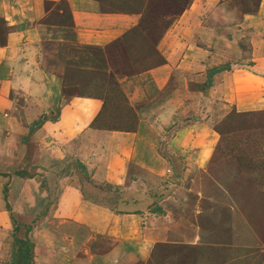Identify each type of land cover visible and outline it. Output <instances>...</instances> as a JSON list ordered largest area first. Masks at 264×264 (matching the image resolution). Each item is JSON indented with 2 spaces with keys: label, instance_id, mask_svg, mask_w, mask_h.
Here are the masks:
<instances>
[{
  "label": "crops",
  "instance_id": "0c3cea01",
  "mask_svg": "<svg viewBox=\"0 0 264 264\" xmlns=\"http://www.w3.org/2000/svg\"><path fill=\"white\" fill-rule=\"evenodd\" d=\"M244 1L0 0V152L16 157V167L20 165L11 176L0 175V230H8L13 212L37 218L42 197L55 192L47 200L53 201L49 213L66 224L60 234L78 245L84 264H135L143 255L151 257L154 244L169 239L178 245H196L206 237L212 242L210 229L201 222L191 225L181 210L174 216L163 207L169 218L162 213L153 217L147 210L184 175L177 168L175 179L164 178L172 166L161 162L158 147L150 145L159 143L161 135L175 142L186 137L182 144L192 149L182 156L204 161L194 146L200 121L186 119L171 135L165 133L196 98H202V112L210 117L264 110V98L258 95L264 93V76L258 75L264 73V62L255 57L250 65L247 52L228 50L236 48L232 31H225L232 23L228 11L233 21L241 22L236 27L245 26L249 13L241 9ZM217 14L229 15L220 23L224 28L219 35L226 36L221 46L215 44ZM64 15L65 23L75 25L53 20ZM262 26L254 27L260 31ZM138 51H143L140 63L133 60ZM259 51L253 55L264 57V46L256 55ZM88 57L112 81L87 83L74 91L64 84L63 72ZM235 57L239 60H230ZM118 102L122 106L116 109ZM159 129L165 131L160 136ZM81 174L91 175L89 184L82 183ZM51 176H60V183L49 186L46 177ZM103 183L109 188L103 189ZM202 184L193 192L186 190L188 185L177 186L162 203L170 198L176 205L185 193H193L190 210L199 214L200 197L211 190ZM99 190H105L107 199ZM35 244L39 264L45 260Z\"/></svg>",
  "mask_w": 264,
  "mask_h": 264
},
{
  "label": "rangeland",
  "instance_id": "374dc122",
  "mask_svg": "<svg viewBox=\"0 0 264 264\" xmlns=\"http://www.w3.org/2000/svg\"><path fill=\"white\" fill-rule=\"evenodd\" d=\"M263 3L264 0H245L241 5V9L249 13V18L245 21L247 24L245 26L243 24L242 27H236L240 21H233V12L229 10L228 12H231L232 23L228 26L225 25V31H232L229 33L230 41L236 46V48H229L228 50L232 51L236 49L237 51L243 50L247 52L246 58L250 59L248 63L250 65L253 63L251 59L255 57L264 62V59H262L264 57L261 55L259 57L253 55L257 50L262 51V47L264 46V10L261 11ZM228 12L226 14H230ZM217 16L218 14L213 18V23L216 24V32H218L215 44L221 46V42L223 44L222 40H225L226 36L223 34L222 36L219 35V32L224 28L220 23L224 18H229V15L218 16L220 22ZM66 18L64 15L53 20L64 25H75L71 21L65 23L63 20ZM49 21H51V18H49ZM261 23L263 24L262 30L258 31L254 26ZM221 26L223 28H220ZM227 27L231 28L228 29ZM206 36L208 37L209 35ZM210 36V41H212L214 34L210 32ZM88 49L99 52L97 48ZM261 51L257 52L256 55ZM138 54L133 58L136 63L143 61V59L139 58L143 54V51H138ZM238 58L235 57L230 60L236 62L239 60ZM89 59L91 58L88 57L84 64L79 63V66L68 65L62 75L65 85L69 84L73 86L75 91L87 83L96 85L101 81H112L106 70L101 69L99 66L96 67L94 63L89 62ZM254 73L258 74V72ZM258 75L264 76V73H259ZM258 80L259 78L250 81L255 83ZM80 89L83 90V87ZM261 92L258 95L260 98H264V93ZM200 99L202 98H196L194 102L191 101L193 105L186 104L184 106L186 109L182 107L184 109L182 111L183 116L181 112L179 118L174 121L175 124L170 129L171 131L165 132L159 129L158 136L161 135V132L171 135L172 131L185 125L184 120L186 119H194L196 123L200 121L203 126L197 125L198 127H195L199 136H195L196 141L194 146L195 149L198 148V150L196 149L198 152L202 153L201 156L204 161L190 159L187 155L185 157L182 156L184 151L187 152V150L192 149V145H188L187 142L186 145L182 144L186 141V137L182 138L180 142H175L171 141L172 136L164 138L161 135L159 143L151 141L150 149L155 148L157 151L156 147H158V152L163 159H161V162L172 166L170 173L168 176H164V178H167L168 181L175 179L177 168L181 172L183 171L184 175L179 177L176 183L174 182L175 186L171 185L167 191L164 190L161 195H157L156 201L147 210L153 213L151 214L153 217L159 216L165 206L167 207L166 209L170 208L173 210L174 216L181 210L183 218L190 222L191 225L201 222V225L210 229L212 242L207 240L206 237L196 245L192 243H180L178 245L179 243H174L173 240H168L167 238V243L153 245L151 257L146 258L147 255H143L141 256L143 260L137 261L135 264H264V110L256 108L254 111L242 115L234 114V111H231L228 114L222 113L216 114L215 117L212 115L210 117L209 114L206 116L204 109L202 112ZM120 106L122 105L118 102L116 109ZM130 116L131 112L128 114L129 119ZM134 116L136 115L134 114ZM135 120H138L137 116ZM212 128L214 133L211 132ZM181 146L182 148H180ZM0 153L3 158H1L3 167L0 169L1 176L3 174L6 177L11 176L15 171L20 170V165L17 164L18 167H16V157L9 158L5 153ZM5 156L6 158H4ZM7 165L11 167L6 169ZM22 166L25 165L23 164ZM60 176L46 177L47 180L51 181L50 183L46 181V185L48 183L49 186L54 187L57 182L60 183ZM90 177L91 175H88L86 178L81 174L82 183L89 184L88 179ZM199 181L203 183L202 185L211 187L208 193L203 192L206 197L205 199L203 195L200 197V209L199 207H195L197 211L198 209L201 211L199 214L195 210L193 212L190 210L194 203L192 201L193 193H185L186 196L184 198H181L180 201L176 200V205L172 204L170 198H167L162 203V200L168 196V192H173L177 186L183 185L184 187L188 185L186 190L190 192H193L192 188L198 190L196 186ZM103 184H101V187L107 189L108 186L106 187L105 184L103 186ZM60 186L58 184L57 189ZM150 189H154L155 191V188ZM99 191L102 192L103 199H107L105 190ZM118 191L114 193H119ZM172 192L171 195L173 194ZM45 193L40 194L45 195ZM55 194V192H51L49 196H41L40 206L37 208V210L40 209L41 211L39 210L37 214V210L34 212L37 217L35 219L33 217L26 218L23 214L13 212L11 225L10 227L7 226L8 230H0V264L11 263L13 246L17 238L16 235L24 237L26 234L33 241L34 246L37 242L38 246L36 250L39 253L38 257L45 260L38 262L39 264H49L50 261H52V264L85 263L83 255L77 254L80 252L78 245L71 238L70 240L65 239V233L60 234V229L66 224H58L55 221L57 218L53 216L52 212L49 213L50 204L53 201L47 200ZM175 198H178V196H175ZM11 199L12 202L15 200V194L11 196ZM5 200H7V195ZM185 209L189 211L187 214H184ZM34 213L31 214L34 215ZM235 213L238 214L237 218H235ZM196 214L198 215L197 220L194 218ZM162 215L168 217L169 214L165 210ZM53 223H57L55 229L53 228ZM49 225L54 231L50 230ZM148 225L151 226L150 222L146 226ZM68 226L72 227L71 225ZM28 228L30 229L29 232H27ZM45 239L46 242H44ZM41 253H44V255ZM105 263L115 264L118 261H115V263L111 261L108 263L107 260L98 262V264Z\"/></svg>",
  "mask_w": 264,
  "mask_h": 264
},
{
  "label": "trees",
  "instance_id": "16d2710c",
  "mask_svg": "<svg viewBox=\"0 0 264 264\" xmlns=\"http://www.w3.org/2000/svg\"><path fill=\"white\" fill-rule=\"evenodd\" d=\"M219 68L215 69V71H218ZM215 71H212L211 74ZM211 81H209L206 84H203L202 86H208ZM252 111H246V112H237L234 111V114H247ZM156 201V200H154ZM48 209V207H47ZM30 228V227H29ZM27 229V232H29L30 229ZM16 233V231H15ZM15 243L13 246V252H12V261L10 264H36L35 262V253H34V243L33 241L27 236V234L23 236L16 235Z\"/></svg>",
  "mask_w": 264,
  "mask_h": 264
}]
</instances>
